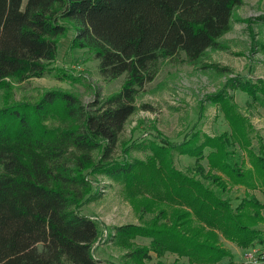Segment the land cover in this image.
Instances as JSON below:
<instances>
[{
    "label": "trees",
    "instance_id": "1",
    "mask_svg": "<svg viewBox=\"0 0 264 264\" xmlns=\"http://www.w3.org/2000/svg\"><path fill=\"white\" fill-rule=\"evenodd\" d=\"M241 4L242 0H26L22 7V0H0V87L48 74L67 24L74 28L73 48L90 52L104 79L125 76L118 92L88 109L76 97L57 91L46 92L36 104L0 108V264H96L92 248L100 234L98 224L78 211L80 189L88 190L82 175L86 170L127 178L130 189L141 194L135 208L144 204L146 212L153 213L166 201L165 195L178 206L159 209L156 217L164 222L155 217L148 226L114 228L111 240L127 249L124 258L130 264H144L151 252L157 257L175 254L189 264H219L230 257L221 239L241 249L264 243L258 228L263 205L255 197H245L232 208L192 179L176 183L171 174L162 178V173L151 178L144 172L150 168L143 164L109 160L135 111L138 91L156 76L158 60L182 53L187 63L196 64L207 50L218 48L217 40L229 31L233 11ZM232 82L264 106V82ZM55 109L72 121V127L52 134L44 122ZM204 137L201 145L194 135L158 150H179L196 163L205 160L211 171L226 174L232 186L264 189L263 155H250L253 177L236 165L226 150L227 138ZM184 204L191 213L183 210ZM135 236L150 239L149 246L128 244Z\"/></svg>",
    "mask_w": 264,
    "mask_h": 264
},
{
    "label": "rangeland",
    "instance_id": "2",
    "mask_svg": "<svg viewBox=\"0 0 264 264\" xmlns=\"http://www.w3.org/2000/svg\"><path fill=\"white\" fill-rule=\"evenodd\" d=\"M25 2L22 0V7ZM74 35V28L67 24L65 35L57 41V55L48 64L49 73L44 77L8 81L5 87H0V108L10 103L36 104L46 92L57 91L76 97L88 109L95 101L118 92L125 76L104 79L99 73L98 60L87 50L73 48ZM217 43L218 48L207 50L196 64L187 63L182 53L172 59L158 60L156 76L138 91L135 111L125 122L109 160L143 164L150 168L148 173L144 172L151 178L162 173V178L171 174L176 183L185 184L184 181L192 179L232 208L243 198L253 196L263 205V221L258 228L264 235V189L232 186L226 181V174L211 171L205 160L196 163L179 150L167 153L158 150L159 146L178 144L194 135L199 137L197 145L205 142L204 136L221 141L227 138L226 150L232 153L236 165L256 177L250 155L264 156V106L255 103L232 81L264 82V0H242L233 11L229 31ZM44 127L57 134L71 128L72 121L55 109ZM207 152L205 149L203 154ZM99 156L100 151L93 152L94 159ZM88 172L82 173L88 190L80 189L82 201L78 211L98 224L100 234L92 248L96 264H130L124 258L127 249L111 240L114 228L148 226L159 209L178 206L169 199L170 195H165L166 201L154 208L153 213L146 212L148 208L144 204L135 208L141 194L130 189L127 178ZM206 172L212 173L211 177H205ZM214 177L218 179L212 180ZM182 208L191 213L188 205ZM161 218L158 215L156 220L164 222ZM127 243L149 246L150 239L135 236ZM221 245L230 252V257L219 264H247L245 249L224 239ZM150 255L151 258L143 260L144 264H189L186 258L175 254L157 257L151 252Z\"/></svg>",
    "mask_w": 264,
    "mask_h": 264
},
{
    "label": "built area",
    "instance_id": "3",
    "mask_svg": "<svg viewBox=\"0 0 264 264\" xmlns=\"http://www.w3.org/2000/svg\"><path fill=\"white\" fill-rule=\"evenodd\" d=\"M244 259L247 264H264V243L245 249Z\"/></svg>",
    "mask_w": 264,
    "mask_h": 264
}]
</instances>
